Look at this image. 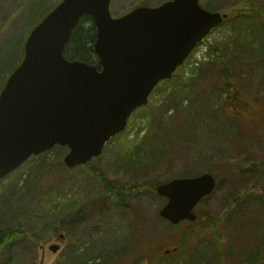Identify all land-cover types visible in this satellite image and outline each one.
Masks as SVG:
<instances>
[{
	"label": "rangeland",
	"instance_id": "rangeland-1",
	"mask_svg": "<svg viewBox=\"0 0 264 264\" xmlns=\"http://www.w3.org/2000/svg\"><path fill=\"white\" fill-rule=\"evenodd\" d=\"M61 1L0 0V88L32 29ZM164 1L112 0L111 12ZM200 3L231 17L209 35L210 59L197 74L199 53L88 165L64 167L68 147L58 145L0 181V230L24 231L0 249L2 264H165L167 256L176 264H264V0ZM226 79L240 92L234 100ZM206 172L218 183L196 212L208 214L200 226L209 228L192 234L183 253L166 255L184 228L160 215L167 199L151 187ZM102 177L138 189L112 195Z\"/></svg>",
	"mask_w": 264,
	"mask_h": 264
},
{
	"label": "water",
	"instance_id": "water-1",
	"mask_svg": "<svg viewBox=\"0 0 264 264\" xmlns=\"http://www.w3.org/2000/svg\"><path fill=\"white\" fill-rule=\"evenodd\" d=\"M111 2L62 0L30 32L23 59L0 92V180L57 144L69 148L63 158L67 168L99 157L154 88L171 79L228 17L204 8L200 0L139 5L114 17ZM84 16L96 26L97 65L64 54ZM216 184L207 172L159 184L157 193L168 199L160 215L172 224L195 221V207ZM60 248L50 245L54 252Z\"/></svg>",
	"mask_w": 264,
	"mask_h": 264
},
{
	"label": "trees",
	"instance_id": "trees-1",
	"mask_svg": "<svg viewBox=\"0 0 264 264\" xmlns=\"http://www.w3.org/2000/svg\"><path fill=\"white\" fill-rule=\"evenodd\" d=\"M230 14V13H229ZM231 17V14H230ZM97 31L96 26L90 16H84L74 32L72 33V36L66 46L65 49V55L67 58L71 60H81L84 62H88L91 64H98V57L95 54L94 50V42L96 40ZM201 68V67H200ZM199 68V70H200ZM199 72V71H198ZM191 76H193L191 74ZM224 89L229 92L230 98L232 100L236 99V97L240 96V92L235 88L234 84L231 82V80L226 79L223 81ZM233 106H235V102L232 103ZM62 164V163H61ZM263 168L264 165L260 164L258 168ZM102 181L104 182L106 188L109 190L110 194L119 193L120 196H128L132 191H135L138 189L134 185L127 186V185H118L117 183H114L113 181L108 180L105 177H102ZM161 182H156L152 185L151 191L156 193V186ZM157 194V193H156ZM205 217H208V214L205 212H199L198 213V219L194 222L185 221L182 222L179 225H175L176 228H180L183 226L184 230L183 232L177 236L175 243L176 246L179 247L178 252L183 253L185 251V248H187V239L192 234H196L201 236V234H204L207 230V227L209 226H203L201 227V223H203V219ZM212 222L216 223L214 219ZM201 227V228H199ZM211 227V226H210ZM21 227H13L12 229L6 231V230H0V249L1 251L5 248L11 247L14 242L19 239L21 235L24 234V231L20 229ZM167 256L165 260V264H176L175 261L170 260ZM1 258V253H0ZM79 258V257H76ZM147 264H152V262H155L156 259H151L152 262H150V257H146ZM163 263V258L160 261ZM194 262H191L192 264ZM186 264H189V262H186Z\"/></svg>",
	"mask_w": 264,
	"mask_h": 264
}]
</instances>
